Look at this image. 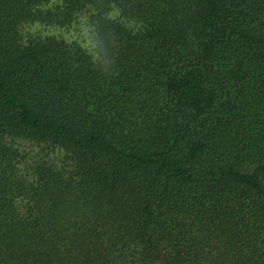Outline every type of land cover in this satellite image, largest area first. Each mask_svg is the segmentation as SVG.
I'll return each instance as SVG.
<instances>
[{
    "label": "trees",
    "instance_id": "1",
    "mask_svg": "<svg viewBox=\"0 0 264 264\" xmlns=\"http://www.w3.org/2000/svg\"><path fill=\"white\" fill-rule=\"evenodd\" d=\"M0 264H264V0H0Z\"/></svg>",
    "mask_w": 264,
    "mask_h": 264
}]
</instances>
